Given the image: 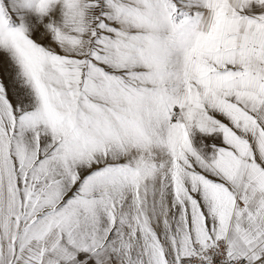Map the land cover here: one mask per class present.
I'll return each mask as SVG.
<instances>
[{"label": "snow or ice", "instance_id": "1", "mask_svg": "<svg viewBox=\"0 0 264 264\" xmlns=\"http://www.w3.org/2000/svg\"><path fill=\"white\" fill-rule=\"evenodd\" d=\"M0 264H264V0H0Z\"/></svg>", "mask_w": 264, "mask_h": 264}]
</instances>
